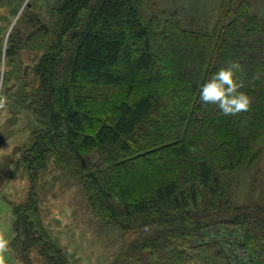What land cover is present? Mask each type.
Segmentation results:
<instances>
[{
	"label": "trees",
	"instance_id": "obj_1",
	"mask_svg": "<svg viewBox=\"0 0 264 264\" xmlns=\"http://www.w3.org/2000/svg\"><path fill=\"white\" fill-rule=\"evenodd\" d=\"M151 1L58 0L49 23L29 6L20 20L28 40L20 30L11 33V61L24 43H35L40 54L32 73L21 76L19 97L34 130L12 171L31 184L25 201L13 204L11 248L21 264H73L42 207L62 173L81 175L87 204L103 225L134 235L112 264H233L226 238L235 234L251 255L248 264H264V208L234 203L229 182L259 159L264 140V16L256 0H222L212 30L186 28L147 17ZM168 38L194 48L185 63L197 62L190 78L185 70L171 72L174 82L165 77L152 52ZM231 61L240 63V91L253 103L226 119L210 114L213 105L199 97ZM132 74L141 78L129 85ZM164 82L171 89L144 90ZM113 106L114 117H106ZM150 118L154 126L142 130ZM96 150L101 156L93 162Z\"/></svg>",
	"mask_w": 264,
	"mask_h": 264
},
{
	"label": "rangeland",
	"instance_id": "obj_2",
	"mask_svg": "<svg viewBox=\"0 0 264 264\" xmlns=\"http://www.w3.org/2000/svg\"><path fill=\"white\" fill-rule=\"evenodd\" d=\"M49 1L50 3L38 7L34 0H0V59H6L10 69L4 76V94L9 97L10 103L7 109L0 111V149L5 150V154L0 156V161L4 163L7 161L5 164L7 170L0 171V230L6 233L10 246L15 235L13 204L25 201L31 185L30 179L22 176L21 172L12 173L19 158L17 152L27 148L34 130L33 115L31 111L25 110L26 107L24 108L21 104L19 97L20 90L23 91L21 85L25 83L21 80V76L32 73L40 54L33 42L24 43L16 50V61H11L7 57V52L12 32L20 30L19 32L25 33V40H28L31 34L25 30L27 26L20 22L28 8L31 7V12L41 14L46 23L50 22L48 11L50 8L58 7L59 2L58 0ZM221 3L222 0H152L145 13L149 18L159 16L162 21L179 20L186 28L193 26L197 29L212 30L218 21ZM254 9L259 16L263 17L264 0H256ZM246 42L247 40H242L241 45H245ZM192 49L194 48L190 43L179 44L168 38L164 42H159L152 53L159 58L165 77L171 78L174 82L171 75L173 70L179 73L185 70L184 73H189L187 74L189 78L195 74L197 62L193 67L185 68L186 61L193 55ZM221 67H225L224 64ZM135 77L141 78L136 74L130 75L129 85L137 81ZM153 86H145V92L160 87L163 90L171 89L173 85L164 82L157 87ZM127 89L133 92L132 88ZM127 92L120 93L116 104L125 98ZM130 98L132 99V96ZM29 103L26 102V105H30ZM112 108L108 110L112 115L107 113L106 117H114L116 110L114 106ZM168 112L166 114H171V111ZM214 112H220L215 105L209 108L210 114ZM224 117L228 119L230 116ZM152 124L154 126V119L150 118L141 128L147 129ZM161 130L153 129L154 133L165 132ZM141 136H143L142 131L135 137L138 139ZM9 147L11 151L7 150ZM258 148L261 150L259 159L230 174L229 182L232 186L231 194L234 203L246 205L253 202L264 208V140ZM100 156V152L96 150L94 157L91 156L93 159L91 161H99ZM58 178L60 179L57 188L47 187L44 194L45 202H42L44 218L53 239H56L57 243L64 248L73 264H112L114 258L121 253L123 246L134 239V235L101 223L84 197L81 175L68 177L62 173ZM50 182L52 183V179ZM235 235L238 237L237 234ZM236 236L229 235L226 238L228 255L234 264H248L246 260L250 259L251 255L242 248ZM6 256V264H21L18 260L19 256L17 258L12 248H9Z\"/></svg>",
	"mask_w": 264,
	"mask_h": 264
},
{
	"label": "clouds",
	"instance_id": "obj_3",
	"mask_svg": "<svg viewBox=\"0 0 264 264\" xmlns=\"http://www.w3.org/2000/svg\"><path fill=\"white\" fill-rule=\"evenodd\" d=\"M15 23V21H13ZM11 32V26L9 33ZM6 59H0V111L7 109L10 100L4 94V76L9 71ZM241 71V65L237 61H231L227 66L221 67L202 85L200 100L203 104L217 106L224 115H238L251 110L252 98L245 92L240 91L242 84L237 80V73ZM11 151L9 147L7 149ZM195 152V147L190 149ZM5 154L0 149V156ZM10 241L3 230H0V264H6Z\"/></svg>",
	"mask_w": 264,
	"mask_h": 264
},
{
	"label": "crops",
	"instance_id": "obj_4",
	"mask_svg": "<svg viewBox=\"0 0 264 264\" xmlns=\"http://www.w3.org/2000/svg\"><path fill=\"white\" fill-rule=\"evenodd\" d=\"M2 159V158H1ZM7 163V161L4 163L2 161H0V171L1 170H7V166L5 167V164ZM14 231V230H13ZM14 237V236H13ZM9 248H11V246H9Z\"/></svg>",
	"mask_w": 264,
	"mask_h": 264
},
{
	"label": "built area",
	"instance_id": "obj_5",
	"mask_svg": "<svg viewBox=\"0 0 264 264\" xmlns=\"http://www.w3.org/2000/svg\"><path fill=\"white\" fill-rule=\"evenodd\" d=\"M34 1L39 2V3H41V4H44V3H46L48 0H34Z\"/></svg>",
	"mask_w": 264,
	"mask_h": 264
}]
</instances>
